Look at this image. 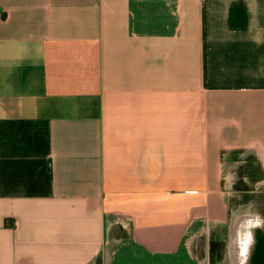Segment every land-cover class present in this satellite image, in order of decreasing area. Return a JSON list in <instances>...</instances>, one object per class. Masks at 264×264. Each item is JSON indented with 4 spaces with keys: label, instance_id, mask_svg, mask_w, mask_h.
Wrapping results in <instances>:
<instances>
[{
    "label": "crops",
    "instance_id": "1",
    "mask_svg": "<svg viewBox=\"0 0 264 264\" xmlns=\"http://www.w3.org/2000/svg\"><path fill=\"white\" fill-rule=\"evenodd\" d=\"M241 170L264 0H0V264H206Z\"/></svg>",
    "mask_w": 264,
    "mask_h": 264
},
{
    "label": "rangeland",
    "instance_id": "2",
    "mask_svg": "<svg viewBox=\"0 0 264 264\" xmlns=\"http://www.w3.org/2000/svg\"><path fill=\"white\" fill-rule=\"evenodd\" d=\"M250 173L247 170H241L234 177L235 183L230 191L232 208L230 219L226 224L211 230V242L213 239L216 241L219 254H221L217 256L215 261H212L210 248V260L209 262L206 261V264H235L234 261L238 259L239 240L237 222L245 220L244 214H253V217L259 215L264 220V174L253 172L250 176ZM235 233L237 235L233 238ZM195 264H198V260Z\"/></svg>",
    "mask_w": 264,
    "mask_h": 264
},
{
    "label": "water",
    "instance_id": "3",
    "mask_svg": "<svg viewBox=\"0 0 264 264\" xmlns=\"http://www.w3.org/2000/svg\"><path fill=\"white\" fill-rule=\"evenodd\" d=\"M237 223L239 240L235 264H264V220L259 215H251Z\"/></svg>",
    "mask_w": 264,
    "mask_h": 264
},
{
    "label": "trees",
    "instance_id": "4",
    "mask_svg": "<svg viewBox=\"0 0 264 264\" xmlns=\"http://www.w3.org/2000/svg\"><path fill=\"white\" fill-rule=\"evenodd\" d=\"M216 250L218 251V253H216L217 252ZM220 254H219V250L216 247V243L215 242H212L211 243V259H212V261H215V259L217 258V256H219Z\"/></svg>",
    "mask_w": 264,
    "mask_h": 264
},
{
    "label": "flooded vegetation",
    "instance_id": "5",
    "mask_svg": "<svg viewBox=\"0 0 264 264\" xmlns=\"http://www.w3.org/2000/svg\"><path fill=\"white\" fill-rule=\"evenodd\" d=\"M212 242H216V241L213 239ZM212 242H211V243H212ZM210 247H211V244H210ZM216 247H217V249L219 250V247H218L217 244H216Z\"/></svg>",
    "mask_w": 264,
    "mask_h": 264
},
{
    "label": "bare ground",
    "instance_id": "6",
    "mask_svg": "<svg viewBox=\"0 0 264 264\" xmlns=\"http://www.w3.org/2000/svg\"><path fill=\"white\" fill-rule=\"evenodd\" d=\"M248 215H253V214H244L243 216H248ZM243 216H242V217H243ZM232 257H233V256H232ZM234 263H235V261H234Z\"/></svg>",
    "mask_w": 264,
    "mask_h": 264
}]
</instances>
